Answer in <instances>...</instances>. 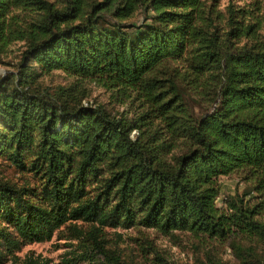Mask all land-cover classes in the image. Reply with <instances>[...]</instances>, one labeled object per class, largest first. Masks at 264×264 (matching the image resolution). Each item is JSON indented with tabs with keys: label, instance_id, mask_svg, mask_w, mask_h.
Wrapping results in <instances>:
<instances>
[{
	"label": "trees",
	"instance_id": "obj_1",
	"mask_svg": "<svg viewBox=\"0 0 264 264\" xmlns=\"http://www.w3.org/2000/svg\"><path fill=\"white\" fill-rule=\"evenodd\" d=\"M219 2L0 0V63L22 42L0 75V264L55 233L78 242L66 264H123L117 228L264 264V0ZM52 71L73 81L42 85ZM88 82L138 109L84 104ZM237 172L249 187L221 197Z\"/></svg>",
	"mask_w": 264,
	"mask_h": 264
},
{
	"label": "rangeland",
	"instance_id": "obj_2",
	"mask_svg": "<svg viewBox=\"0 0 264 264\" xmlns=\"http://www.w3.org/2000/svg\"><path fill=\"white\" fill-rule=\"evenodd\" d=\"M220 7H225L229 2L236 5H245L253 0H219ZM135 23L141 21V16L136 15L133 20ZM22 49V42H16L9 47L7 55L4 57V63H0V75H4L7 71H13L18 62L20 51ZM73 81V78L62 71H52L50 74L43 76L39 82L42 85L56 87L67 86ZM186 83V82H185ZM184 86V83L181 82ZM195 91H202L198 95H192L196 104L194 109H208L210 108L209 94H206L208 89L201 88L200 83H196ZM203 87V86H202ZM86 97L83 103L88 104H103L106 109L112 112L116 111H131L132 115L137 108L138 102L126 101L122 103V98L115 96L112 91H108L104 87L94 83L88 82L85 86ZM221 197L232 195L235 192L241 193L250 185L240 172L232 173L227 176L219 178ZM253 195V194H250ZM221 199H218V203ZM107 237L111 244L117 245L122 254L123 264H160L154 259L152 252L145 253L141 247H147L151 243L159 254L168 261L169 264H198L196 259H204V248H196L198 242L189 237L187 234H177L178 238H171L164 236L153 229H108ZM119 234L120 236H117ZM78 242L70 240L61 236L60 233H55L50 240L43 242H33L26 244L15 252V256L9 259L5 264H66L73 263V261L65 262L74 256L78 251ZM258 255L264 259V247L258 245L256 248ZM218 257H221L227 264H235L234 258L226 247L217 246L213 250ZM78 264H89L88 262H80ZM100 264V263H97Z\"/></svg>",
	"mask_w": 264,
	"mask_h": 264
},
{
	"label": "built area",
	"instance_id": "obj_3",
	"mask_svg": "<svg viewBox=\"0 0 264 264\" xmlns=\"http://www.w3.org/2000/svg\"><path fill=\"white\" fill-rule=\"evenodd\" d=\"M84 104H87V103H84Z\"/></svg>",
	"mask_w": 264,
	"mask_h": 264
}]
</instances>
